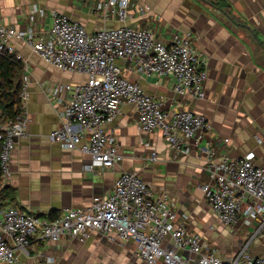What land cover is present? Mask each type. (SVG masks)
<instances>
[{"label": "built area", "instance_id": "obj_1", "mask_svg": "<svg viewBox=\"0 0 264 264\" xmlns=\"http://www.w3.org/2000/svg\"><path fill=\"white\" fill-rule=\"evenodd\" d=\"M128 6L129 0H98L95 10L104 19L113 14L120 25L92 32L57 11L51 12L50 27L44 28V10L35 5L25 28L0 23V55H14L24 68L19 104L12 117L0 122V190L11 175V153L29 122L32 77L17 42L44 63L85 77L74 84L39 83L60 119L48 138L63 149L78 148L88 155L86 171L109 169L121 161L117 138L104 126L124 104L134 108L138 131L158 132L175 155L188 154L191 143L210 129L199 113L179 108L165 111L161 101L124 74L127 67L147 77L170 76L176 95L199 100L206 96L205 57L191 36L175 33L170 41L157 39L151 30L126 23ZM137 11L143 13L142 7ZM155 157L151 152L149 158ZM209 173L201 190L216 220L226 226L241 219L247 226L256 224L230 254H222L203 233L189 227L184 214L179 221L168 193L157 194L136 170H124L107 196H95L88 206L66 208L51 219L14 203L0 205V264H16L20 253L29 254L33 240L55 244L70 237L85 243L93 235L128 249L141 264H264V254L251 252L253 239L264 230V166L255 164L254 152L248 151L212 162Z\"/></svg>", "mask_w": 264, "mask_h": 264}, {"label": "crops", "instance_id": "obj_2", "mask_svg": "<svg viewBox=\"0 0 264 264\" xmlns=\"http://www.w3.org/2000/svg\"><path fill=\"white\" fill-rule=\"evenodd\" d=\"M97 1L0 0V23L25 28L35 5L44 10V28L50 27L52 11L78 21L90 32L119 26L113 14L104 19L95 10ZM139 6L143 13L137 11ZM128 13L127 24L149 29L165 42L175 33L191 36L196 49L205 57L206 96L199 100L176 95L170 76L147 77L127 67L124 74L161 101L165 111H194L206 118L210 129L197 143H191L188 154L175 155L158 132L140 133L134 108L124 104L115 119L104 126L117 138L121 161L109 169L96 167L92 172L86 171L88 155L78 148L63 149L48 138L60 119L53 100L47 99L39 83L74 84L83 82L85 77L44 63L30 48L17 42L32 77L27 104L29 122L25 135L17 140L11 153V175L5 185L12 188V196L0 201V205L14 203L42 219H51L50 213L86 207L93 197L107 196L121 171L136 170L157 194H169L179 221L184 214L189 227L217 245L215 239L198 229L199 224L208 223V218L198 210H209L211 219L217 221L201 190L209 181L210 164L224 156L236 158L253 151L254 163L264 166V0H129ZM76 76L82 80L76 82ZM144 141L149 144L144 145ZM151 152L156 153L155 159L149 158ZM191 214L198 219L194 215L192 219ZM223 226L227 228L226 243L234 242L237 249L256 224L247 226L241 219L234 226ZM209 229L213 231L214 227L210 225ZM68 241L77 242L66 237L55 244L33 240L29 254L20 253L16 264H62ZM86 242L99 239L93 235ZM251 252L264 254V230L253 239Z\"/></svg>", "mask_w": 264, "mask_h": 264}, {"label": "rangeland", "instance_id": "obj_3", "mask_svg": "<svg viewBox=\"0 0 264 264\" xmlns=\"http://www.w3.org/2000/svg\"><path fill=\"white\" fill-rule=\"evenodd\" d=\"M46 18H47V23H49L50 17L47 16ZM78 77L77 76L74 77V80L76 82L82 80L80 76ZM197 212L205 215L208 218L207 221L208 223H206V226L199 224L198 229L203 230L208 235V237L215 239L217 243V247L222 254H226L236 249V245L234 242L230 244L228 242L226 243L224 237L226 235L225 232L227 228H225L222 224H220V222L214 221L213 217L211 219L210 216L211 214L209 210H198ZM191 215L193 219L194 214ZM192 221L193 220H191V222ZM210 225L214 227L213 231L209 229ZM231 231L233 232L232 229ZM234 235H235L234 238L236 239L237 236L235 233ZM66 238L69 239L70 237H66ZM68 242H69L68 252L63 257L64 261L62 264H141L135 259V256L128 251V249L127 250L121 249L113 244H109L102 240H99V242H95V243L86 242L85 244H79L76 241H68ZM238 244L240 245V243Z\"/></svg>", "mask_w": 264, "mask_h": 264}, {"label": "trees", "instance_id": "obj_4", "mask_svg": "<svg viewBox=\"0 0 264 264\" xmlns=\"http://www.w3.org/2000/svg\"><path fill=\"white\" fill-rule=\"evenodd\" d=\"M23 73L24 68L21 60L8 53L0 55V122L12 117L14 109L19 104L21 76ZM12 192L10 186L4 185L0 190L1 203L6 198H10ZM57 214L50 213L49 217L54 218Z\"/></svg>", "mask_w": 264, "mask_h": 264}, {"label": "water", "instance_id": "obj_5", "mask_svg": "<svg viewBox=\"0 0 264 264\" xmlns=\"http://www.w3.org/2000/svg\"><path fill=\"white\" fill-rule=\"evenodd\" d=\"M213 5V4H212Z\"/></svg>", "mask_w": 264, "mask_h": 264}]
</instances>
